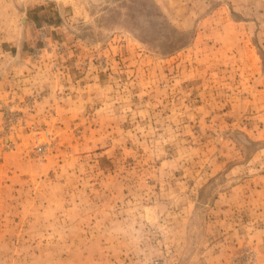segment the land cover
Listing matches in <instances>:
<instances>
[{
  "label": "rangeland",
  "instance_id": "374dc122",
  "mask_svg": "<svg viewBox=\"0 0 264 264\" xmlns=\"http://www.w3.org/2000/svg\"><path fill=\"white\" fill-rule=\"evenodd\" d=\"M0 264H264V0H0Z\"/></svg>",
  "mask_w": 264,
  "mask_h": 264
}]
</instances>
